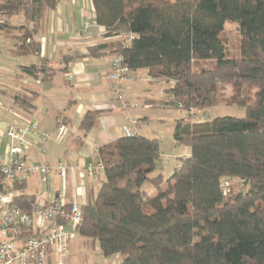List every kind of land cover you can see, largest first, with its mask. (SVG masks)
<instances>
[{
    "label": "trees",
    "instance_id": "1",
    "mask_svg": "<svg viewBox=\"0 0 264 264\" xmlns=\"http://www.w3.org/2000/svg\"><path fill=\"white\" fill-rule=\"evenodd\" d=\"M59 2L0 0V31L15 34L17 55L39 53V44L28 40ZM92 3L106 38L120 40L90 47L89 55L122 56L130 71L147 70L153 80L172 82L165 105L189 114L176 122L174 140L189 148L190 156L166 179L158 174L162 153L157 138L135 133L103 145L98 152L105 179L80 206L84 220L77 236L93 246L98 242L106 258L121 255L122 264H264V0ZM14 16H22L24 23L11 24ZM228 22L239 27L237 55L222 39ZM22 70L38 73L33 65ZM225 84L232 87L227 104L244 108L246 116L192 123L193 108L205 107ZM14 101L22 110L34 109V98L16 95ZM101 113L87 112L80 131L92 130ZM235 179L239 190L231 184ZM27 181L15 183L13 193L23 192ZM146 183L151 194L142 190ZM13 205L32 215L35 197L14 195Z\"/></svg>",
    "mask_w": 264,
    "mask_h": 264
},
{
    "label": "crops",
    "instance_id": "2",
    "mask_svg": "<svg viewBox=\"0 0 264 264\" xmlns=\"http://www.w3.org/2000/svg\"><path fill=\"white\" fill-rule=\"evenodd\" d=\"M94 15L92 0H60L54 10L46 13L42 29L34 35L33 40H28V43L34 41L39 44V53L17 55L16 37L14 44L8 45L4 52L0 51V164L9 160L11 147L20 146L19 141L8 138L7 130L30 124H36L37 131L26 137L23 162L28 166L47 164L50 167H57L62 162L78 167L77 173L97 160L99 148L124 137V127L140 136L158 138L154 136V130L149 131L153 121L151 119L155 118L150 113L156 106L155 101L141 102L149 108L136 109L140 111L136 115L115 112L117 110L113 104L116 103L110 101L112 93L108 79L115 55L108 52L92 57L89 55V48L110 44L120 38H106L105 29L101 26L92 27L88 36L82 35L84 23L94 19ZM1 19L4 20L0 17V22ZM8 36L10 35L0 31V38ZM75 54L80 57L68 64L63 61L64 57ZM31 65L38 67L37 76L23 72L22 67ZM59 73L64 77L57 76ZM139 74L148 76V71L133 72L125 87L137 83L141 77ZM69 76H72L71 80ZM148 78L153 81L149 76ZM162 82L170 85L168 89L173 86L172 82ZM168 89H163L162 92L168 95ZM16 95L34 98V109L27 112L17 107L14 101ZM128 95L132 103H139L138 100L131 99L129 92ZM90 110H101L102 113L96 126L84 134L79 127ZM64 119L69 123L66 125L69 132L60 140L56 133L59 125H65L62 122ZM137 122L142 124L138 126ZM46 134L50 137L45 138ZM171 145L175 150L181 146L174 139ZM162 169L160 165L159 170ZM77 173L69 171L65 180L52 173L47 184L36 174L28 179L23 192L15 191L14 195L36 197V193L30 191L29 187L32 179L45 184L38 189L40 200L36 201L35 198L36 204L50 203L56 198L64 197L67 204L83 206L87 204L90 193L97 194L105 176L101 173L80 178ZM71 247H75V243Z\"/></svg>",
    "mask_w": 264,
    "mask_h": 264
},
{
    "label": "built area",
    "instance_id": "3",
    "mask_svg": "<svg viewBox=\"0 0 264 264\" xmlns=\"http://www.w3.org/2000/svg\"><path fill=\"white\" fill-rule=\"evenodd\" d=\"M97 26L94 19L84 23L82 35L88 36L90 29ZM123 38H129L125 35ZM133 72L123 65L122 56H116L112 62L108 75L110 91L113 101L123 110L130 108H149L148 105L131 103L126 96L124 86L131 79ZM72 79V76H69ZM142 123L137 122L140 126ZM37 131L36 124L23 128H9L6 135L11 140H17L20 146L11 147L9 160L0 164L3 177L0 183V264H70L71 244L78 235V228L82 225L84 214L76 203H68L64 197L54 199L50 203H35L33 214L29 215L13 205V185L24 182L38 174L42 182L48 183L49 176L55 173L60 179L65 180L68 172L75 174L78 167L59 163L57 167L47 164L28 166L23 162L24 147L27 146L26 137ZM69 130L65 125L57 128V138L63 140ZM125 136L135 134L128 127H124ZM50 135L46 134L45 138ZM89 163L81 172L80 178L86 175H98L104 172V164L99 160ZM229 182L224 183L228 192ZM36 217V222H35ZM36 225V226H35ZM33 232L31 236H23L24 232Z\"/></svg>",
    "mask_w": 264,
    "mask_h": 264
},
{
    "label": "rangeland",
    "instance_id": "4",
    "mask_svg": "<svg viewBox=\"0 0 264 264\" xmlns=\"http://www.w3.org/2000/svg\"><path fill=\"white\" fill-rule=\"evenodd\" d=\"M10 22L13 25H22L24 23V19L22 16H14L10 19ZM14 35L15 34H11L7 38H0V51L4 52L8 45L14 44ZM222 39L225 41L228 50L230 51V54H239L241 36L237 24L231 22L226 23L224 32L222 33ZM201 66L210 68L212 64L200 63L199 67ZM197 68L198 66H194L193 69L196 70ZM140 75L141 74H139V77ZM57 76L61 78L64 77L62 73L57 74ZM225 85L226 86L223 88V90L216 93L212 98L209 99V102L205 107L193 108L191 113L192 123L207 122L213 120L216 117L223 116L237 118H244L246 116L244 108L238 107L236 105L227 104V100L232 95V87L230 86V84ZM169 87V84L163 83L162 81L149 80L146 74L141 75L137 83L128 85L126 87L124 86L125 93L128 99L129 92L132 96L131 99L138 100L137 102H139L138 104L140 105H142L141 102L143 103V101L146 100H153L156 102V106L153 108V110H150V113H152L155 118L153 119L152 117L151 119L153 121H151L149 131L152 132L154 130V136L158 137L159 140L162 142L161 153L163 155L160 158V165H162L163 169L158 170V174H163L166 179L170 178L174 174L175 170L181 167V158H187L190 156L189 148L185 146H178V148L175 150V148L171 145L174 139L173 128L175 122L179 119H187L189 117V114L181 109L170 107L168 108L165 105L169 102L170 96L164 94L162 90L168 89ZM110 101L113 102V96ZM129 101L132 103L130 99ZM113 106L117 110L115 112L119 114L131 113L132 115H136L140 112L134 108L123 110L119 108L117 104H113ZM231 184L235 187L236 190L240 189L239 181L237 179L232 180ZM44 186L45 184H43L42 182L37 183L32 179L30 180V191L36 193V201L40 200V194L38 193V189L40 190ZM142 190H145L150 194L153 192V188L150 183H146L143 186ZM73 243H75V247H71V253L69 257L71 264H122V257L119 254L113 255L108 258L104 257L101 253L98 242H96L93 246L91 240L77 236Z\"/></svg>",
    "mask_w": 264,
    "mask_h": 264
}]
</instances>
